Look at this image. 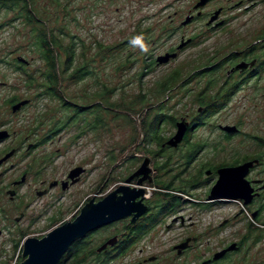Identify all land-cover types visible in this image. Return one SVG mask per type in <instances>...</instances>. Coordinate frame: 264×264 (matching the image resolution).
I'll return each instance as SVG.
<instances>
[{
	"label": "rangeland",
	"instance_id": "1",
	"mask_svg": "<svg viewBox=\"0 0 264 264\" xmlns=\"http://www.w3.org/2000/svg\"><path fill=\"white\" fill-rule=\"evenodd\" d=\"M197 1L33 0L35 23L42 22L36 26L17 17V10L0 13V21L15 17L7 29L0 30L3 38L0 40V57L11 62L9 68L0 64V77L6 74V80L16 85L15 90L31 99L32 103L24 111L21 127H26L23 122L27 119L25 123L30 128H38L35 137L47 138L44 144L31 150L32 156L38 153L45 155L42 176L61 178L74 165L85 170L74 188H51L43 195H35L30 190L26 217L35 221L30 223V235L38 236L49 230L60 222V218L69 219L76 211L75 203L81 204L85 192L106 184L109 171H113L111 186L116 185L138 165V159L155 150L156 146L151 142L146 145L149 148L147 152L142 146L144 117V122L148 123L157 112L169 115L171 119L160 124L161 135L168 137L175 132V121L181 117L192 121L207 108L200 104L202 96L224 91L232 81L238 80V76H228L232 80L224 84L234 55L257 35L264 34V0L256 1L254 5L252 0H208L203 8H193ZM198 9L201 14L192 19ZM217 10L220 11L216 18L209 22ZM217 21L221 22L212 26ZM39 26L50 30L63 44H70L74 48V66L86 62L91 72L83 80H60V93L72 103L68 109L61 108L58 98L44 94L45 63L37 49ZM102 47L114 48L103 55L99 52ZM171 49L173 52H169ZM166 53H175V56L166 62L150 64ZM18 57L28 63H18ZM63 58L61 51L58 53L60 69ZM17 65L22 68L17 69ZM174 70L179 73L176 81L166 91L156 92V82ZM261 71L257 78L239 82L229 100L211 115L202 117V123L196 125L190 142H201L203 148L197 154L198 160L190 167V174L203 163L232 162L238 155L264 153V146L257 139H264V69ZM104 87H108L104 101L124 103L129 105V109L108 106L106 101L102 109L94 107L101 102L95 93ZM81 107L84 111L67 121L72 108ZM200 107L202 111H199ZM146 110L149 113L145 114ZM96 112L99 120H96ZM123 113L131 115L136 130L131 122L119 115ZM34 122L38 124L33 126ZM219 125H233L239 133L226 138ZM24 127L19 128L21 133H24ZM139 127L141 135L138 137ZM162 153V158L155 156V164L168 163L169 168L183 150L166 149ZM166 155L174 158L165 162ZM180 167L172 168L179 170ZM164 168L160 167L164 172L159 175L160 179L167 181L175 170L165 172ZM262 169L264 165H259L255 171ZM174 183L173 186L178 185L177 181ZM208 185L204 184L193 192L194 197L202 199ZM146 186L147 197L154 201L157 193L152 192L157 190L149 184ZM176 194L179 193H170ZM180 197L184 199L183 194ZM182 198L178 197L176 214L184 217V225L168 221L170 225L164 228L166 223H162L157 236L161 244L166 246L177 240L188 222H194L195 228H202L201 242L210 248L219 249L221 244L247 234L246 226L251 216L242 204L226 209L201 210L197 214L191 204L181 202ZM190 212L192 218L188 220ZM225 215L228 220L219 224ZM52 218L55 220L51 221ZM25 223L22 220L20 225ZM6 236L3 232L0 239H8ZM18 250L15 247L14 253L10 254L9 242H0V254L5 251L3 256H6L5 259L1 256L0 261L16 264ZM231 262L264 264V238L255 243L251 238L247 239Z\"/></svg>",
	"mask_w": 264,
	"mask_h": 264
},
{
	"label": "flooded vegetation",
	"instance_id": "2",
	"mask_svg": "<svg viewBox=\"0 0 264 264\" xmlns=\"http://www.w3.org/2000/svg\"><path fill=\"white\" fill-rule=\"evenodd\" d=\"M25 1V2H24ZM180 2L181 0H175ZM208 1V0H207ZM207 1L201 6H196V2L193 8L204 7ZM258 0H252L254 5ZM173 2V0H172ZM33 0H0V13L3 11H15L17 10V17H21L27 24L40 25L35 23V16L32 6ZM26 4V5H25ZM251 4V5H252ZM16 8V9H15ZM190 11V10H188ZM220 11V10H219ZM214 13V12H213ZM201 14L200 9L197 10L195 15H191L192 19L198 17ZM213 15V14H212ZM15 19L9 18L0 21V30L4 31ZM221 21H217L212 26H217ZM40 27V26H39ZM35 28L36 27H32ZM38 32L46 31L50 33V30L46 28H38ZM36 30V31H37ZM2 41L3 38L0 37ZM264 34L257 35L251 43L246 44L245 47L240 49L234 55L229 69H227V78L224 80V84L227 85L228 76H238V80H234L226 87L224 91H217L215 94L204 95L199 101L200 104H204L205 108L208 106L206 101L213 102V95H220L222 92H231V95L235 92L239 82H246L250 79L257 78L264 69ZM173 49L169 52H173ZM258 51L260 53H258ZM18 63L27 64L28 61H22L16 58ZM153 61V62H152ZM151 65L156 63V60H152ZM243 63L244 66L234 68L237 64ZM6 65L8 68L11 62L4 57H0V64ZM17 69H21V65L16 66ZM15 84H11L6 80V74L0 77V235L4 232L8 239H0L2 243L9 242L11 247V253H14V248L18 250V264L24 258L22 257V249L24 241L29 237L41 238L52 228L66 222L73 220L80 212L85 203L93 200L94 203L101 200L108 194L117 190L121 185L128 186L129 188L142 189L141 196L135 198L134 201L140 200L145 206L144 211L141 214L136 215V211L132 210L124 217H120L96 228L87 231L83 236L74 240L61 255L57 264H232L231 260L234 255L242 250L243 243L251 238V241H256L264 238V169L256 172L255 169L259 165H264V153H251L245 155H238L234 161L237 163L230 165H211L203 163L198 166L193 174H190L189 170L192 164L198 160L197 154L203 148L201 142H190L192 132L196 125L202 123V119L199 117L189 120L187 129L184 133L182 140L176 146H170L163 144L166 137L160 143L153 140L143 144L148 145L150 142L155 144L154 153L150 155H143L138 159V165L131 169L121 180L122 182L111 186L113 181L112 172L107 173V180L103 186H95L90 189L89 193L82 200L81 204L75 203L76 211L69 219L61 220L49 230L43 231L38 236L30 235V223H35L34 220L27 219L26 209L28 208L29 198L31 196L30 190L35 195H43L51 188L65 190L66 188H74L75 184L81 178V175L85 172L84 168L78 173L70 177V172L79 167L74 165L70 167L64 176L61 178L47 179L42 175L45 168V155L35 154L32 156L31 150L36 149L39 145L44 144L47 141L46 137H35L37 134V127L30 128L28 123L23 122L24 133L19 131L21 122L25 118L24 111L32 103L29 96H22L17 89L15 90ZM224 88V87H219ZM229 100V99H228ZM203 105V106H204ZM109 108V107H108ZM202 107L199 111H202ZM204 108V107H203ZM221 108V107H220ZM205 111V110H204ZM202 112V114L204 113ZM217 111V110H216ZM184 118V117H181ZM201 118V115H200ZM185 119V118H184ZM30 122V119L28 120ZM36 122V121H35ZM34 122V125L37 123ZM175 121V131H176ZM220 127V125H219ZM237 128V127H236ZM222 130V129H221ZM188 131L190 136H187ZM225 137H229L230 134H238L239 129L235 132H225ZM258 141L261 138H257ZM264 140V139H262ZM26 142V143H25ZM264 142V141H263ZM25 143V145H24ZM261 144V143H260ZM24 145V147H23ZM187 145L188 148H187ZM264 146V144L262 145ZM179 151L183 150V154L176 155L177 159H173L171 166L168 168V163L155 164L154 158L158 156L163 157L164 150ZM147 157L149 159L148 166L151 168L149 179L146 178L138 183L141 175H134L135 170L138 168L143 159ZM173 155H166L165 162L168 159H172ZM174 158V157H173ZM174 160H176L174 162ZM181 161L180 164L177 161ZM233 161V162H234ZM247 161H253L252 167L249 168L245 179L248 181L252 188L251 196L248 202L239 197H212L210 198V191L218 179L217 169L221 166H235ZM165 164V165H164ZM181 165L179 170H175L172 167ZM160 167H166L165 172L174 171L171 177L165 181L160 179ZM170 169V170H169ZM167 170V171H166ZM109 174V175H108ZM129 181H126L130 177ZM42 177V178H41ZM178 182L177 186H173L174 182ZM39 183V186L37 187ZM209 183L204 189V197L198 199L194 197L193 192L200 190L203 186ZM151 185L157 191V197L154 201H151L146 194V185ZM105 189V190H103ZM154 189V190H155ZM103 190V191H102ZM179 193L176 196L170 195V193ZM183 194L184 199L180 197ZM122 193L117 191L116 196H120ZM178 197L182 198L181 202H188L191 207L194 208L198 214L199 211H211L217 207H230L236 206L238 203L248 208L250 213V222L246 226L247 234L241 235V237L235 241H227L225 245L221 244L219 249L210 248L209 246L201 242L200 234L204 231L202 228L198 229L194 227V222H188L183 233L174 242L163 245L157 239L158 233L161 232L158 227L162 223H166L164 228H168L169 222H179L184 225V217L180 214H176V208L179 205ZM191 212L188 213L187 219L192 218ZM219 224H222L228 220V216L225 215ZM25 220V224H21V221ZM55 220L52 218L51 221ZM169 221V222H168ZM9 235V236H8ZM0 254L1 256L5 255ZM221 253V254H220ZM5 259L6 256H3ZM2 258V259H3ZM0 264L4 262L0 261Z\"/></svg>",
	"mask_w": 264,
	"mask_h": 264
},
{
	"label": "water",
	"instance_id": "3",
	"mask_svg": "<svg viewBox=\"0 0 264 264\" xmlns=\"http://www.w3.org/2000/svg\"><path fill=\"white\" fill-rule=\"evenodd\" d=\"M207 0H199L196 6H201ZM219 10L214 12L209 22L214 20ZM189 19L187 18L186 21ZM175 53H166L158 56L157 62H166L170 57H174ZM20 60L25 61L22 57ZM244 66L243 63L237 64L234 68ZM188 122L181 118L176 122V131L165 140L164 145L176 146L183 138L187 129ZM220 128L228 133L235 132L237 128L233 125H224ZM141 135V129L138 128V137ZM149 159L145 157L135 170L134 175H141L138 183L150 177L151 168L148 166ZM253 161H247L235 166H221L217 169L218 179L213 185L209 197H239L248 202L251 196L252 188L245 179ZM82 170L81 167L74 168L69 176L73 177ZM131 178L128 177L126 181ZM117 191L122 195L116 196ZM143 190L129 188L121 185L117 190L108 194L96 203L93 200L88 201L82 206L79 214L71 221H66L47 232L43 237H29L24 241L22 249V257L24 258L18 264H57L61 255L67 247L77 238L83 236L87 231L103 225L111 220L124 217L130 211L135 210L137 214H141L145 206L140 200L134 201L135 198L141 196ZM221 254V253H220Z\"/></svg>",
	"mask_w": 264,
	"mask_h": 264
},
{
	"label": "trees",
	"instance_id": "4",
	"mask_svg": "<svg viewBox=\"0 0 264 264\" xmlns=\"http://www.w3.org/2000/svg\"><path fill=\"white\" fill-rule=\"evenodd\" d=\"M25 2V1H24ZM26 5V4H25ZM38 45L37 48L39 50L40 56L43 59L45 63V71H44V79H45V92L44 94H47L51 97H56L60 100L61 108L62 109H68L71 107L70 101L66 99V95L63 93H60L59 89V83L61 79H72L74 81L77 80H83L85 77L90 76L91 72L89 69H87L86 62H83V64H78L74 66V48L70 44H63L60 42L59 39L54 35V33L50 32L47 33L46 31H41L38 33ZM114 47H102L100 48L99 52L101 51L102 54L106 51H111ZM62 51L64 58L61 61V69H60V63L58 60V53ZM58 52V53H57ZM153 62V61H152ZM178 71L174 70L173 72L169 73L162 79L158 80L156 82V92H163L166 91L171 87V85L176 81L178 77ZM108 91V87H104L100 89V92H97V96L100 99V103L94 104V107L103 108V104L107 103V105L117 106L123 110L129 109V105H126L124 103H113V102H107L108 100L104 101L103 96ZM231 95V92H224L220 94L219 96L213 95V102H210L209 100L206 101V104H208L207 108L205 109L204 113L201 114V118L204 116H209L212 113H214L218 108L222 107L228 100L229 96ZM133 110V109H132ZM84 111L83 107L77 108L76 110L72 108V111L67 115V121L72 120L74 117H76L78 114H81ZM147 111V110H146ZM98 112V111H97ZM96 112V120H99V114ZM149 113L148 111L145 113ZM144 114V115H145ZM122 115V117L126 118L128 122H131L136 130V123L132 118H130V114L123 113L119 114ZM200 116L198 120L201 119ZM167 119H171L169 115H165L164 113L157 112L155 113L150 121L148 123L144 122L145 117L142 122L141 129H144L145 131V137L142 140L143 142H146L148 140H153L155 142L160 143L163 139L166 137H163L160 132V124L163 121H166ZM58 126V125H57ZM137 136V134H136ZM187 136H190V132L188 131ZM136 140V137H135ZM133 140V141H135ZM264 140L259 139V142L261 144H264ZM144 150L149 151V148H147L146 144H143ZM147 148V149H146ZM151 153H154V151L150 150ZM234 161V160H233ZM221 162L220 165H230L237 163L238 161L234 162Z\"/></svg>",
	"mask_w": 264,
	"mask_h": 264
}]
</instances>
